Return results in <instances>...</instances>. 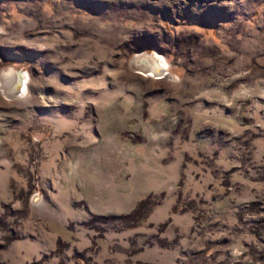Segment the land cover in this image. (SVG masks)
Instances as JSON below:
<instances>
[{
    "label": "rangeland",
    "instance_id": "1",
    "mask_svg": "<svg viewBox=\"0 0 264 264\" xmlns=\"http://www.w3.org/2000/svg\"><path fill=\"white\" fill-rule=\"evenodd\" d=\"M0 264H264V0H0Z\"/></svg>",
    "mask_w": 264,
    "mask_h": 264
},
{
    "label": "bare ground",
    "instance_id": "2",
    "mask_svg": "<svg viewBox=\"0 0 264 264\" xmlns=\"http://www.w3.org/2000/svg\"><path fill=\"white\" fill-rule=\"evenodd\" d=\"M145 67H146V65H145ZM142 70L145 71V73L148 76L151 75L150 73H152L154 75L162 73V67L158 63L156 64V62L154 63V60L152 61L150 67H147L146 69H142ZM2 81L5 83L11 82L10 86H8L9 90L10 91H12V90L16 91L17 94H19V95H23L24 92L26 91V88H27L26 87L27 86L26 79L24 77H22L21 75H19L16 71L11 70L9 72L4 73V75L2 76ZM4 87H6V86H4Z\"/></svg>",
    "mask_w": 264,
    "mask_h": 264
},
{
    "label": "water",
    "instance_id": "3",
    "mask_svg": "<svg viewBox=\"0 0 264 264\" xmlns=\"http://www.w3.org/2000/svg\"><path fill=\"white\" fill-rule=\"evenodd\" d=\"M149 56H147V55H144V56H141V57H137L134 61L135 62H137V61H141V62H143V58H145V59H147ZM157 64V63H156ZM13 87V86H12ZM6 89V88H5ZM9 90V89H8ZM10 91V90H9ZM10 92H12V93H15V94H17V92L16 91H10Z\"/></svg>",
    "mask_w": 264,
    "mask_h": 264
}]
</instances>
